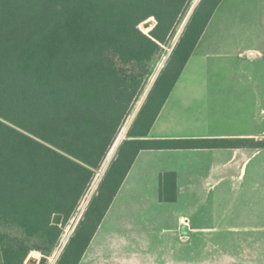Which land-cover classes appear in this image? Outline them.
I'll use <instances>...</instances> for the list:
<instances>
[{
    "label": "trees",
    "instance_id": "16d2710c",
    "mask_svg": "<svg viewBox=\"0 0 264 264\" xmlns=\"http://www.w3.org/2000/svg\"><path fill=\"white\" fill-rule=\"evenodd\" d=\"M191 1L0 0V251L4 264H28L30 255L39 253V264H55L77 223L81 203L136 102L144 91L143 97L147 96L157 76L56 264H80L142 151L264 148V138L149 136L223 0L201 1L163 68L183 27L167 51L165 47ZM152 17L157 24L146 33L154 20L145 31L141 24ZM160 199L177 200L175 172L161 174ZM57 213L63 215L61 225L52 222Z\"/></svg>",
    "mask_w": 264,
    "mask_h": 264
},
{
    "label": "crops",
    "instance_id": "0c3cea01",
    "mask_svg": "<svg viewBox=\"0 0 264 264\" xmlns=\"http://www.w3.org/2000/svg\"><path fill=\"white\" fill-rule=\"evenodd\" d=\"M243 3L221 2L192 56L237 61L243 92L252 86L261 94L264 83H258L246 63L264 62V0ZM219 42L226 45L221 47ZM186 67L158 115L150 138H264V128L235 133H200L195 129L207 121L199 120L191 110L205 109L201 105L206 102L213 106L210 94L218 86L180 84L185 81L182 77ZM224 70L229 76L235 73ZM188 75L194 76L191 72ZM258 99L264 118V97ZM171 128L175 129L173 133ZM165 172L176 173L175 202L160 199V176ZM205 190H219V194L208 201L204 199ZM204 203L213 206V219L203 212ZM168 204L182 208L170 226L163 223L165 214L161 213ZM183 226L187 230L183 231ZM199 233L220 236L222 251L206 257L214 263L264 264V148L142 151L80 264H193L196 252L167 253L166 238L186 244Z\"/></svg>",
    "mask_w": 264,
    "mask_h": 264
},
{
    "label": "rangeland",
    "instance_id": "374dc122",
    "mask_svg": "<svg viewBox=\"0 0 264 264\" xmlns=\"http://www.w3.org/2000/svg\"><path fill=\"white\" fill-rule=\"evenodd\" d=\"M201 1L202 0H198L197 4L195 5V7L192 11L195 12L196 8L201 3ZM194 2H195V0L191 1L190 7L187 11V14H186L184 20L182 21L180 26L177 28V31H176L174 37L172 38L171 42L165 47L166 51H167V48H169V46H171L172 43L175 41V39H176V37H177V35H178V33L182 27H183V31H184L186 25L189 22L188 21L187 24H185L186 20L193 15L191 9H192ZM249 2H250V0H244L243 4H247ZM141 28L144 29L143 24H141ZM231 32H233V30ZM180 35H182V34H179V37L177 39L178 41L181 37ZM237 35H238V33H237ZM219 44H221V47L226 45V43L222 44L220 42H219ZM171 52H173V48L171 49V51L167 57V60H165L166 62H164L165 64H163L164 65L163 68L165 67L169 57L171 56ZM163 57L157 62L156 68L158 67V65L163 60ZM163 68H161V69H163ZM246 68H250V70L252 72H255L254 76L256 77L255 79H258L257 80L258 83H260V84L264 83L263 82L264 81L263 80L264 79V62L246 63ZM224 69L234 71L235 73L231 74L230 76L226 75L223 72ZM238 70H239L238 69V62L237 61H227V58H225V59H223V58H210L208 60H205L204 57H202L201 55L198 54V55L192 56V58L190 59L188 65L186 67V71H184L183 77H182V79H184L185 81L180 83V84L203 83V84H208V85H212V86H218L217 89H214V92L210 94V95H212V98H213V100H212L213 106H211V104L209 102H206L203 104V106L201 105V107H203L205 109H201V108L199 109L198 108V109H192L191 110L192 113L195 114L194 116L198 117L199 120H201V121L206 120L207 121L204 126L195 127V129H198V131L200 133H203V132H205V133H212V132H214V133H217V132L233 133L234 132L235 133V132H251V131L252 132H258L259 130H262L264 128V118L262 116V113H260V111H261L260 107L257 105V102L259 100L258 98L262 96V99H263L264 93L261 92V94H258L257 90H254L253 89L254 87H252V86H249V89L246 92H243L244 91L243 88H245V87L243 86V83H241L239 73H237ZM189 72L193 73L194 76H189L188 75ZM150 80H151V78L149 79L145 90L147 89ZM156 80H155V82H156ZM153 85H152V87H153ZM152 87L150 88L149 93H150ZM222 87H226V88L224 90L218 89V88H222ZM262 88L264 89V86H262ZM144 93H145V91H144ZM144 93L142 94L140 99L136 102V105H135L130 117L128 118L127 122L123 126V128H122L115 144L113 145L111 151L115 148L116 144L121 139V136L123 135L124 131L127 129L126 134L128 133V130L130 131L131 128H129V127H132L131 123L133 124V122L136 119L139 111L141 110L142 106L144 105L146 99L148 98L149 93H147V96L145 95V97H143ZM140 103H141V105L139 106ZM137 108H139V109H138V112H136L137 114H135V111ZM197 112H199V113L197 114ZM134 114L136 116L133 117ZM186 128L191 129V127H186ZM171 131H172L171 133H173L175 131V129L171 128ZM111 151H110L102 169H104V167H105V165H106V163L110 157ZM116 155H117V153H116ZM116 155H115V157H116ZM102 169L98 172V175H97V178H96V181H95L93 187L95 186ZM100 180H99V182H100ZM93 187H92V189H93ZM96 188H97V186H96ZM96 188H95V190H96ZM92 189L90 190L88 195L85 197V199L81 203L80 209H79L78 214L75 217V219L77 217H79V218H78L77 223H76V225H75V227H74V229H73V231L69 237V240H70L71 236L73 235V233L75 232L80 220L84 216V213L90 204V201L92 199L91 197H90L91 199H89L90 201L87 202V204L84 207H82L83 204L85 203V201L87 200V198L89 197V194L91 193ZM94 191H93V193H94ZM218 192H219V190L217 192L216 191L211 192V191L205 190L204 195H206V196L204 197V199H207L208 201H212V200L214 201L215 197L218 196L217 194H219ZM93 193H92V195H93ZM201 206L204 207V209H206V211H203V212L207 213L209 218L213 219L215 216V213L213 211V206L210 204H206V203L202 204ZM181 209L182 208L174 207L173 204H168V205H166V207L161 208V213L165 214V220L163 223L166 224L167 226L173 225L177 221L175 216L177 215V213L181 212ZM183 212H186V211H183ZM75 219L73 220V222L75 221ZM72 223L70 225H72ZM68 229H69V226L66 229V233H67ZM219 237L220 236H218V235H215V236H214V234L207 235L206 233L193 234L190 237V242H188L186 244H184V242L182 244H179L176 241L174 243H172L171 238L169 236H167V238H166L167 239V246H166L167 251L166 252L171 253V254H173V252H176V253L183 252L185 254L191 253L192 255H194V252H196L197 261L193 264H222L220 261H217L218 263H214L212 260H208V258H206L207 255H211V256L213 254L216 255V254H219L220 251H222L223 242L220 240ZM69 240L67 241L66 245L68 244ZM66 245H65V247H66ZM65 247L62 249L61 253L57 257L55 264L57 263L58 259L60 258L61 254L63 253ZM31 257H33V258L35 257L36 258L35 264H39L40 259L42 257V254L41 253L35 254V255L31 254L29 258H31ZM29 258H28V264H30ZM51 258H54V257H51ZM49 262L51 263L52 259ZM183 263H185V262H180V263H175V264H183ZM0 264H4L1 251H0ZM167 264H172V263L168 262ZM233 264H236V263H233Z\"/></svg>",
    "mask_w": 264,
    "mask_h": 264
},
{
    "label": "water",
    "instance_id": "95a60500",
    "mask_svg": "<svg viewBox=\"0 0 264 264\" xmlns=\"http://www.w3.org/2000/svg\"><path fill=\"white\" fill-rule=\"evenodd\" d=\"M194 13V11H192V14ZM191 15V14H190ZM190 17V16H189ZM191 18V17H190ZM190 18H188L187 20H186V23L185 24H187V22L189 21V19ZM154 20V24H153V26L148 30V31H145L144 29V31L146 32V33H148L150 30H152L154 27H155V25L157 24V21H156V19L154 18V17H152V18H149L148 20H146V21H144L142 24H143V27L144 28H147V27H149V25H150V23L152 22ZM182 32H183V30H181ZM182 32H181V34H182ZM181 36V35H180ZM177 42H178V40H177ZM177 42L175 43V45H174V47L176 46V44H177ZM174 47H173V49H174ZM172 53V52H171ZM131 125H132V123H131ZM130 125V126H131ZM129 128H131V127H129ZM128 132H129V130H128ZM128 134V133H127ZM127 134L124 136V138L122 139V141H121V144L123 143V141L127 138ZM121 144H120V146H121ZM120 146H119V148H120ZM119 148H118V150H119ZM118 150H117V152H118ZM115 157V156H114ZM114 159V158H113ZM112 159V160H113ZM112 162V161H111ZM111 162L109 163V165H108V167L106 168V170H105V173L107 172V170H108V168H109V166H110V164H111ZM106 167V166H105ZM105 173H104V175H105ZM104 175H103V177H104ZM103 177L101 178V180H100V182L98 183V185H97V188H98V186L100 185V183H101V181H102V179H103ZM96 188V189H97ZM91 198H92V196H91ZM90 198V199H91ZM90 201V200H89ZM62 221H63V215L62 214H59V213H57V214H55L54 215V217H53V220H52V222L54 223V224H57V225H61L62 224ZM183 231H185V230H187V228H186V226H183ZM29 262H30V264H35V262H36V258L34 257H31V258H29ZM27 263H28V260H27Z\"/></svg>",
    "mask_w": 264,
    "mask_h": 264
},
{
    "label": "bare ground",
    "instance_id": "6f19581e",
    "mask_svg": "<svg viewBox=\"0 0 264 264\" xmlns=\"http://www.w3.org/2000/svg\"><path fill=\"white\" fill-rule=\"evenodd\" d=\"M166 60H167V59H166ZM165 62H166V61H165ZM164 64H165V63H164ZM163 66H164V65H163ZM157 77H158V76H157ZM156 79H157V78H156ZM153 84H154V83H153ZM121 141H122V140H121ZM120 144H121V142L119 143V146H120ZM119 146H118V148H119ZM118 148H117V150H118ZM117 150H116V153H117ZM116 153H115V155H116ZM115 155H114V156H115ZM114 156L112 157V159L114 158ZM112 159H111V161H112ZM111 161H110V162H111ZM110 162H109V163H110ZM108 165H109V164H108ZM107 167H108V166H107ZM104 173H105V172H104ZM103 175H104V174H103ZM102 177H103V176H102Z\"/></svg>",
    "mask_w": 264,
    "mask_h": 264
}]
</instances>
